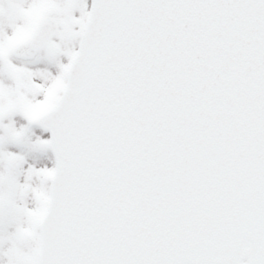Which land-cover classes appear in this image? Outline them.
<instances>
[{
	"label": "snow or ice",
	"instance_id": "6c2138e0",
	"mask_svg": "<svg viewBox=\"0 0 264 264\" xmlns=\"http://www.w3.org/2000/svg\"><path fill=\"white\" fill-rule=\"evenodd\" d=\"M0 264H264V0H0Z\"/></svg>",
	"mask_w": 264,
	"mask_h": 264
}]
</instances>
